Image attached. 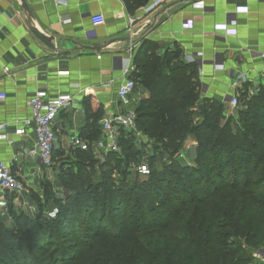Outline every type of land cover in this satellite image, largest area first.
<instances>
[{
    "label": "trees",
    "instance_id": "obj_1",
    "mask_svg": "<svg viewBox=\"0 0 264 264\" xmlns=\"http://www.w3.org/2000/svg\"><path fill=\"white\" fill-rule=\"evenodd\" d=\"M158 49L146 40L135 58L150 92L136 106L147 144L124 132L120 155L100 160L73 149L66 159L83 167L77 177L102 205L92 197L62 213L59 204L56 216L23 226L15 217L17 232L0 221V264H252L264 252V89L249 96L245 86L237 117H227L224 104L201 97L197 70L180 61L181 49ZM97 121L85 130L90 141L100 137ZM188 138L197 140L194 165L179 158ZM139 145L152 149L144 177L131 170L144 158ZM97 166L103 172L94 178Z\"/></svg>",
    "mask_w": 264,
    "mask_h": 264
},
{
    "label": "crops",
    "instance_id": "obj_2",
    "mask_svg": "<svg viewBox=\"0 0 264 264\" xmlns=\"http://www.w3.org/2000/svg\"><path fill=\"white\" fill-rule=\"evenodd\" d=\"M27 1L31 17L19 0H0V124H7L0 129V157L26 185L21 198L41 191L57 176L56 164L69 161L71 135L87 139L85 130L97 115L100 128L104 116L121 110L117 89L126 78L137 83L135 111L137 103L149 98L135 62L144 41L158 45L161 54L181 49L180 61L197 70L201 97L224 104L227 117V103L237 92L235 73L254 79L263 67L264 0H164L154 7L159 0H131L130 8L125 0ZM29 21L54 38L57 50L33 35ZM39 89L75 99L55 122L54 155L60 161L51 167L29 155L32 129L15 134L19 121L30 114L28 99ZM196 144L193 138L185 141L184 163L194 165ZM7 194L0 191V215ZM20 197L11 202L17 204ZM252 264L264 263L254 259Z\"/></svg>",
    "mask_w": 264,
    "mask_h": 264
},
{
    "label": "built area",
    "instance_id": "obj_3",
    "mask_svg": "<svg viewBox=\"0 0 264 264\" xmlns=\"http://www.w3.org/2000/svg\"><path fill=\"white\" fill-rule=\"evenodd\" d=\"M56 1L60 2L61 0ZM162 2L164 0L155 2L152 7ZM131 22H133V19H131ZM261 57L264 60V52L261 53ZM233 85L237 88V92L230 97L227 103L228 110L231 113L239 106V89L247 85L248 95L253 96L260 91V88L264 87V63L260 75L254 79L246 73H235ZM136 89V81L132 78H126L117 89V99L121 110L112 112L100 120L101 136L94 141H90L78 134H73L70 136L71 148L81 151L92 150L95 157L103 160L109 152L118 155L122 153L120 138L124 132L132 133L137 143L144 141V137L137 126V113L133 108ZM74 101V96L69 93L50 95L45 90H36L27 102L30 111L29 116L21 119L18 127L15 129L16 135H26L27 130L32 129L34 146L28 153L30 156L38 158L47 167H51L54 163V147L58 141V136L54 128L57 117L66 106L72 105ZM0 129L6 130L7 124L1 123ZM131 170L136 171L142 176H147L150 173L148 164L143 161L141 163H133ZM0 191L18 196L27 192L26 185L17 178L9 164L1 157ZM254 258L264 263V252H255Z\"/></svg>",
    "mask_w": 264,
    "mask_h": 264
},
{
    "label": "rangeland",
    "instance_id": "obj_4",
    "mask_svg": "<svg viewBox=\"0 0 264 264\" xmlns=\"http://www.w3.org/2000/svg\"><path fill=\"white\" fill-rule=\"evenodd\" d=\"M264 89V88H263ZM251 96V95H249ZM243 98V97H242ZM245 98V97H244ZM248 98V97H247ZM245 98V99H247ZM246 104V102L242 101L241 107ZM229 114H234L229 111ZM237 117V113L234 114ZM239 120V119H238ZM144 141H146L144 144H147L148 140L144 137ZM140 144V143H138ZM141 148V154L144 158H141L143 162H146L145 158H147L151 153L152 149L149 147V145L146 146H140ZM179 158L181 157L182 162L184 163V156L187 155L185 152H180ZM187 157V156H186ZM69 160V159H66ZM60 160L55 159V163H58ZM161 164H163V160H161ZM147 164V162H146ZM160 162H158L157 167L161 170L162 165ZM81 169L83 167L79 166L78 163L74 162L72 159L69 161H62L61 166L59 164H56L54 167V171L57 172V176L53 178V180L46 181L42 190L39 192H31L28 194V198L24 197L21 198L17 202V204L12 203L11 201H15L16 197L18 195L16 194H7V197H9V201L7 203L3 204L2 211L3 214L0 215V221L3 222L4 225H7L8 227L12 228L15 232H17V228L14 225V221L12 220L15 217H19L20 222H18L21 226H23V220H35L38 215H43L45 218H52L58 214L57 210H59V204L61 205V211L62 213L68 211V209L72 208L75 209L78 207L83 201H91L92 199H97L98 206L100 207L102 205V201L96 198L94 195H90L89 191L92 190H85L84 184L82 178L79 179L77 176L81 174H85L81 172ZM62 170V172H60ZM65 171H70L71 174L74 175L79 183L81 181V184H77L76 181H74V184H72L70 181L73 179L70 175L65 173ZM93 172V171H92ZM103 167H96L95 173H93V177H99L102 176ZM144 177V176H142ZM142 177H139L142 179ZM77 184V185H76ZM74 185V187H73ZM102 193V191H101ZM101 193H99L101 195ZM99 195V196H100ZM108 204L107 203V212H108ZM2 213V212H1ZM10 216V224H8ZM112 225V223L110 224ZM33 227H36L37 224H32ZM29 228H25L24 230H21L22 234H26ZM56 233L58 235L59 230H56ZM264 251V249H263Z\"/></svg>",
    "mask_w": 264,
    "mask_h": 264
},
{
    "label": "water",
    "instance_id": "obj_5",
    "mask_svg": "<svg viewBox=\"0 0 264 264\" xmlns=\"http://www.w3.org/2000/svg\"><path fill=\"white\" fill-rule=\"evenodd\" d=\"M21 3L22 10L25 12L26 15L31 17V9L29 7L27 0H19ZM29 27L31 32L35 37H37L42 43H44L47 47L51 48L52 50H57L54 42V38L52 36L46 35L45 33L39 31L35 27H33L29 21ZM198 109L203 111L204 110V104H199Z\"/></svg>",
    "mask_w": 264,
    "mask_h": 264
}]
</instances>
